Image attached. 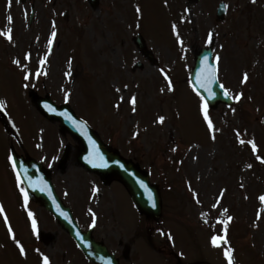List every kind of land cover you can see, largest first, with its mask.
I'll return each mask as SVG.
<instances>
[{
  "label": "rangeland",
  "instance_id": "rangeland-1",
  "mask_svg": "<svg viewBox=\"0 0 264 264\" xmlns=\"http://www.w3.org/2000/svg\"><path fill=\"white\" fill-rule=\"evenodd\" d=\"M219 1L98 0L92 7L87 0H0V100L12 131L0 123V264L80 255L51 216L25 202L11 145L51 169L56 191L80 223L94 220L84 206L98 212L96 232L106 245L112 238L125 242L118 224L134 229L141 221L119 184L103 186L77 163L78 141L40 114L29 88L58 105L68 103L104 143L150 173L161 190L163 227L174 234L163 244L214 264L223 263L225 248L239 264H264V219L257 223L264 210V163L257 159L264 157V0H223L226 22L215 18ZM137 33L151 57L135 45ZM203 46L220 57L217 77L234 99L231 107L208 108L212 129L188 81L193 53ZM247 141L256 143L255 152ZM229 216L226 241L214 246L211 238L225 235L220 222ZM46 223L54 240L43 249L36 229ZM134 243V256H155L147 243Z\"/></svg>",
  "mask_w": 264,
  "mask_h": 264
},
{
  "label": "water",
  "instance_id": "water-1",
  "mask_svg": "<svg viewBox=\"0 0 264 264\" xmlns=\"http://www.w3.org/2000/svg\"><path fill=\"white\" fill-rule=\"evenodd\" d=\"M89 2L92 6L97 5V0H89ZM222 12L223 3H220L217 9V16L220 17ZM137 44L139 46L142 45L140 37L137 38ZM205 57H207L206 61L204 60ZM210 57V49H202L196 56L195 67L190 73L191 83L211 107H214L218 101L230 104L231 100L224 95V91L216 80L208 85L207 88L200 87L199 81L203 79V75L198 74L206 72L209 66L214 65V63H210ZM212 93H215V95H212ZM31 97L47 119L58 120L60 122V130L69 132L78 140L81 145L77 157L79 164L89 171L97 172L104 180L118 179L121 181L140 212L150 217H158L160 215L161 201L159 191L155 185L149 184L146 172L139 169L137 164L124 160L116 151L104 145L97 133L90 129L85 122L78 119L68 104L56 106L48 96L41 98L33 91H31ZM0 114L4 116L2 109H0ZM67 154L68 148L65 149L60 161L59 166L61 168L64 167ZM12 155L16 169L30 198L39 201L55 215L58 221L68 230L69 234L74 237L83 254L89 257L108 256L106 248L101 243L93 242L85 235L83 237L78 235V229L74 220H72L68 208L62 205L55 194L50 177L41 164L28 156L23 158L14 152H12ZM104 164L107 166H103ZM141 181H143V185Z\"/></svg>",
  "mask_w": 264,
  "mask_h": 264
},
{
  "label": "flooded vegetation",
  "instance_id": "flooded-vegetation-1",
  "mask_svg": "<svg viewBox=\"0 0 264 264\" xmlns=\"http://www.w3.org/2000/svg\"><path fill=\"white\" fill-rule=\"evenodd\" d=\"M162 224V221L143 220L139 222V224L134 225V229L121 226L120 228L124 232L122 235L123 238L125 237V242L117 241L114 244L112 241H114L115 238L110 239V244L106 246L108 251L112 253L113 256H108L109 261L106 264H193L198 261L207 260L205 256H186L185 254L178 255L173 251L171 245H168L167 247L163 246ZM45 227L49 228L48 223H46ZM83 228L87 230L90 228L92 237L95 240L103 241L99 238L94 223H90L88 226ZM47 231H49V229ZM40 239L44 244L46 243V240H50V238L45 234H42V236L39 237V240ZM135 240H142L147 243V248L151 250L155 256H134V253H131L130 249L131 243H136ZM127 241L128 243H126ZM117 249H122V251H118ZM47 257L49 264H94L87 260L84 256Z\"/></svg>",
  "mask_w": 264,
  "mask_h": 264
},
{
  "label": "snow or ice",
  "instance_id": "snow-or-ice-1",
  "mask_svg": "<svg viewBox=\"0 0 264 264\" xmlns=\"http://www.w3.org/2000/svg\"><path fill=\"white\" fill-rule=\"evenodd\" d=\"M136 10H137L138 13L141 12V9H140L139 7H137ZM8 19L11 20L12 17H8ZM173 27H174V30H175V26H173ZM11 32H12V29H8V31H7L6 33H4V35H6L7 38H8V40H10V41H11L12 38H13L12 35H11ZM51 36L54 38V37L56 36V32L53 31L52 34H51ZM211 41H212V33L210 32V33H209V39H208V42L211 43ZM48 43H49V50H51V46H52L53 40L50 38L49 41H48ZM25 58L27 59L28 56L26 55ZM46 59H47L46 57H45L44 59H42V60H41V64H44V63L46 62ZM204 60L206 61V60H207V57H205ZM216 60L219 61V60H220V57L217 56V57H216ZM14 63L20 65V64H21V61H20V60H15ZM21 66H23V65H21ZM37 74L39 75L40 73H37ZM198 75H203V79H201V80L199 81V83H200V87H201V88H207L208 85H210L211 83H213V82L217 79V69H216V66H214V65L209 66L206 72H202L201 74H198ZM248 78H249V77H248V74L245 73V74H244V77H243V81H242V83H243V82H247ZM25 79H28V74H27V73L25 74ZM220 87L224 90V95H225V96H229V91H228V89L225 88V86H224L223 84H221ZM169 88L171 89V81H169ZM209 91H211V90L209 89ZM212 95H215V93H212ZM241 96H242V94H237L234 98L238 101V100L241 99ZM66 99H67V96H66ZM122 99H123V98H122ZM130 102H131L133 105H135V104H136V98L133 97V98L131 99ZM3 107H4V101L0 100V109H2ZM201 109H202V112H203V114H204V119H205V121L207 122L209 129H212V128H213V122H212V120L210 119L209 114H208V101L205 100L203 97H201ZM133 111H135V108H133ZM69 119H71V117H69ZM164 120H165V118H164L163 116L158 117V122H159V123H163ZM74 123H75V121H74ZM81 123H82V122H81ZM239 135H240V134H239V132H238V133H237V136L239 137ZM213 138H215V137H213ZM239 142H240L241 144H245V143H246V142H245L244 140H242V139L239 140ZM247 143L251 145V148H252V151H253V152H255V151L257 150V145H256V143H255L254 141H247ZM100 158L102 159V157H100ZM9 159L12 160V157L9 156ZM86 159H88V157H86ZM257 159L260 160L262 163H264V157H262V156H257ZM12 166H13V169L16 168V164H15L14 161H13V165H12ZM103 166H107V165L104 164ZM249 167H251V165H249ZM17 182L20 183V174H19V173H17ZM141 184L143 185V181H141ZM145 187H146V186H145ZM42 190H43V189H42ZM21 191L24 192V189H21ZM94 191H96V189H94ZM221 195H223V192L221 193ZM27 199H28V197H27V193H25V202H27ZM150 199H151V197H150ZM259 199H260L262 202H264V195H261V196L259 197ZM215 206H216V205H213V207H215ZM224 211L227 212L228 210H227V209H224ZM0 212H3V208H2V207H0ZM29 215L31 216L32 213H29ZM258 216H259V214H258ZM232 219H233V218H232L231 216H229V217L227 218V220H224V221H221V222H220V223H223V224L225 225V229H224V231H225V235H224V236H216V235L212 236V238H211V243H212L214 246H220V244H221L222 242H225V241H226L227 224H228V222L231 221ZM5 220H7V217H6V216H5ZM93 223H95V220L93 221ZM33 229L35 230V221H33ZM11 231H12L11 228H9V232H11ZM16 243L19 245V244H20V241L17 240ZM20 251H21V253L24 252V248H23V246L20 247ZM224 255H225V257H226L227 260H228V264H233V255H232V250H231V248H225V250H224ZM44 264H49V261H48V257H47V256L44 257Z\"/></svg>",
  "mask_w": 264,
  "mask_h": 264
},
{
  "label": "bare ground",
  "instance_id": "bare-ground-1",
  "mask_svg": "<svg viewBox=\"0 0 264 264\" xmlns=\"http://www.w3.org/2000/svg\"><path fill=\"white\" fill-rule=\"evenodd\" d=\"M263 219H264V210L262 209L260 211V213H259V217H258L257 223L261 224ZM260 230H264V228L260 227Z\"/></svg>",
  "mask_w": 264,
  "mask_h": 264
}]
</instances>
